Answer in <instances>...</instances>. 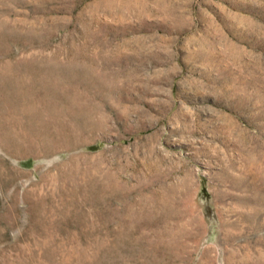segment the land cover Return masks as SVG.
I'll return each mask as SVG.
<instances>
[{"label":"rangeland","instance_id":"374dc122","mask_svg":"<svg viewBox=\"0 0 264 264\" xmlns=\"http://www.w3.org/2000/svg\"><path fill=\"white\" fill-rule=\"evenodd\" d=\"M0 264H264V0H0Z\"/></svg>","mask_w":264,"mask_h":264},{"label":"bare ground","instance_id":"6f19581e","mask_svg":"<svg viewBox=\"0 0 264 264\" xmlns=\"http://www.w3.org/2000/svg\"><path fill=\"white\" fill-rule=\"evenodd\" d=\"M30 94V93H29ZM33 97V96H32Z\"/></svg>","mask_w":264,"mask_h":264}]
</instances>
